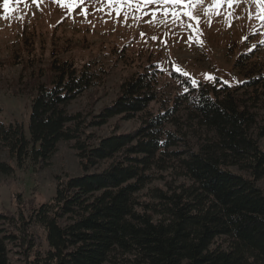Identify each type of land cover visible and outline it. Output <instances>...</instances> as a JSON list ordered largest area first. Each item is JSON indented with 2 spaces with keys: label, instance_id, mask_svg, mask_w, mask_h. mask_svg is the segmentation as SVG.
Here are the masks:
<instances>
[{
  "label": "trees",
  "instance_id": "1",
  "mask_svg": "<svg viewBox=\"0 0 264 264\" xmlns=\"http://www.w3.org/2000/svg\"><path fill=\"white\" fill-rule=\"evenodd\" d=\"M247 72L236 86L173 72L179 92L166 98L149 64L94 117L70 109L96 84L90 65L32 75L28 135L0 124V175L47 165L62 142L82 174L58 178L56 195L28 214L0 212V264H264V67ZM118 118L138 127L89 132Z\"/></svg>",
  "mask_w": 264,
  "mask_h": 264
},
{
  "label": "rangeland",
  "instance_id": "2",
  "mask_svg": "<svg viewBox=\"0 0 264 264\" xmlns=\"http://www.w3.org/2000/svg\"><path fill=\"white\" fill-rule=\"evenodd\" d=\"M3 4L4 0H0V124L19 123L27 135L34 91L23 83L32 75L46 81L56 62L65 60L78 67L88 64L93 68L96 84L70 107L72 113L92 112L93 117L115 101L124 81L149 64L162 71L160 86L166 98L179 92L177 82L172 79L173 72L195 82L214 84L219 79L236 86L246 80L247 71L264 67V23L255 18V5L247 0H240L231 9L222 4L219 14L211 17V26L204 13L205 9L216 6L212 0H205L194 10L200 20L198 25L195 20L181 18L191 28L171 23V17L165 24L164 8L155 4L142 5L143 12L120 5L119 17L101 0H84L87 16L82 14L81 7L68 11L54 0H39V7L33 0H9L7 13ZM168 10H172L171 6ZM153 12L157 13L155 22ZM229 12L235 17L231 27L225 21V14ZM196 28L202 31L199 37L194 31ZM250 50L254 58L243 64L241 74V69L234 67L236 59ZM207 75L214 76L215 81H208ZM137 127V122L118 118L89 132L102 138ZM2 154V159L8 160L7 154ZM14 165V173L0 175V212L28 214L31 208L48 203L56 195L58 178L82 174L77 152L68 142L59 145L45 166ZM11 259L13 264H22L19 256L11 255Z\"/></svg>",
  "mask_w": 264,
  "mask_h": 264
},
{
  "label": "snow or ice",
  "instance_id": "3",
  "mask_svg": "<svg viewBox=\"0 0 264 264\" xmlns=\"http://www.w3.org/2000/svg\"><path fill=\"white\" fill-rule=\"evenodd\" d=\"M33 2L36 3L37 7H39V0H33ZM54 2H57L60 6L67 8L68 11H73L76 7H81L82 14L85 16H87L88 14L87 7L84 4V0H54ZM101 2L106 3L109 9H114L117 17H119L121 14L120 7H118L120 5H128L129 7H132L136 11L140 12H143L142 5L146 6L148 4H155L158 6H162L164 8L162 15L165 17V24L168 22L167 18L171 17V23L191 28L192 25L190 23L184 24L181 18L187 17L188 21L195 20L198 25L200 23V20L196 15H194V10L197 6L203 5L205 0H101ZM212 3L216 7H209L205 9L204 13L208 17L209 26H211V17L213 15L219 14V8L222 4H227V6L231 9L234 4L239 5L240 0H212ZM247 3H249L250 5H255V18L264 23V0H247ZM168 6H171V11L168 10ZM3 8L5 13L9 11V0H4ZM177 9L186 10L177 11ZM156 15V12L151 13L153 22H155ZM249 15H252V13L249 12ZM4 18L8 19L9 17L5 16ZM22 18L23 17H21V19ZM132 18L137 19L136 16H133ZM234 18V14L232 12L225 14V21L229 27H231ZM125 20H127V14H125ZM194 31L196 32L197 37L202 35V31L199 28L194 29ZM141 35H143V33ZM153 38L155 39V37ZM197 42L200 43L201 46H203L202 41L198 40ZM206 79L210 82H214L216 78L212 75H207ZM194 83L196 82L194 81Z\"/></svg>",
  "mask_w": 264,
  "mask_h": 264
}]
</instances>
